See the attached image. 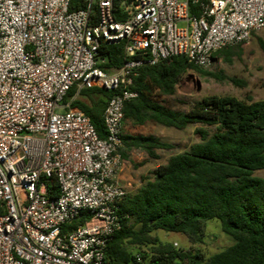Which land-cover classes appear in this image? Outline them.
<instances>
[{
    "label": "built area",
    "instance_id": "2783aa9c",
    "mask_svg": "<svg viewBox=\"0 0 264 264\" xmlns=\"http://www.w3.org/2000/svg\"><path fill=\"white\" fill-rule=\"evenodd\" d=\"M72 1L0 0V264H104L128 216L124 104L139 68L176 55L206 68L264 28V0ZM104 41L124 44L120 67H101ZM73 86L115 91L105 137L64 101Z\"/></svg>",
    "mask_w": 264,
    "mask_h": 264
},
{
    "label": "trees",
    "instance_id": "16d2710c",
    "mask_svg": "<svg viewBox=\"0 0 264 264\" xmlns=\"http://www.w3.org/2000/svg\"><path fill=\"white\" fill-rule=\"evenodd\" d=\"M78 1H72L71 9L78 7ZM198 9L199 4H190L191 12L198 13ZM242 44L227 45L215 55L231 61L241 56ZM101 53L106 55L101 67L108 70L120 67L125 60L123 43L104 41ZM190 69L214 75L189 62L186 56L176 55L141 66L130 86L138 95L125 102V120L137 124L155 121L177 129L195 124L199 140L169 156L152 171V177L146 176L139 189L124 198L120 213L128 216L109 242L104 264H264V178L254 174L264 169V99L213 94L194 101L188 110L174 109L157 99L155 90L173 94ZM225 78L244 84L234 76ZM76 93L73 86L64 101L83 110L99 136L105 137L103 112L115 91L91 87ZM123 143L124 158L132 149L158 157L157 149L172 147L154 134L142 133H125ZM211 218L220 219L223 231L235 242L208 257L198 249L176 247L152 233L161 228L181 232L192 243L200 242L202 225ZM128 244L146 245L148 250L133 252Z\"/></svg>",
    "mask_w": 264,
    "mask_h": 264
},
{
    "label": "rangeland",
    "instance_id": "374dc122",
    "mask_svg": "<svg viewBox=\"0 0 264 264\" xmlns=\"http://www.w3.org/2000/svg\"><path fill=\"white\" fill-rule=\"evenodd\" d=\"M205 69L214 75H203L197 70L190 69L177 84L173 94L163 95L155 90L157 99L177 110H188L194 101L213 94L229 95L238 99H247L248 96H251L253 100L264 99V28L257 30L249 41L242 44L241 56H234L231 61H228L223 55H217L214 62ZM225 76L237 77L244 84L234 83ZM195 127V124H190L185 129H177L155 121L137 124L126 119L124 121L125 133L154 134L172 144L171 148L157 149L158 157H151L141 149H132L128 152L129 157L125 159L123 176L129 192L137 191L144 182V178L152 177V171L159 164L166 162L169 156L185 150L198 141L199 137L194 132ZM210 129L215 130V127L210 126ZM254 174L264 178V169L255 170ZM152 233L160 240L171 242L176 247L198 249L205 257L235 242L232 236L223 231L218 218L207 219L203 223L202 241L196 243H192L181 232L157 228ZM128 246L133 252L148 250L146 245L128 244Z\"/></svg>",
    "mask_w": 264,
    "mask_h": 264
},
{
    "label": "crops",
    "instance_id": "0c3cea01",
    "mask_svg": "<svg viewBox=\"0 0 264 264\" xmlns=\"http://www.w3.org/2000/svg\"><path fill=\"white\" fill-rule=\"evenodd\" d=\"M124 158V157H123ZM125 159L126 158H124V163H125ZM123 163V167H122V170L120 171V173H119V178H120V180L122 181V182H125L126 180H125V178H124V176H123V172H124V168H125V164Z\"/></svg>",
    "mask_w": 264,
    "mask_h": 264
}]
</instances>
